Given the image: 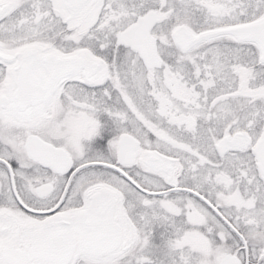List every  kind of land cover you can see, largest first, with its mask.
<instances>
[{
	"label": "snow or ice",
	"instance_id": "obj_1",
	"mask_svg": "<svg viewBox=\"0 0 264 264\" xmlns=\"http://www.w3.org/2000/svg\"><path fill=\"white\" fill-rule=\"evenodd\" d=\"M0 264H264V0H0Z\"/></svg>",
	"mask_w": 264,
	"mask_h": 264
}]
</instances>
